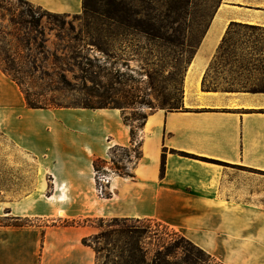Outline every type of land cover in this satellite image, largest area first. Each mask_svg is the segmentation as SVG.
Here are the masks:
<instances>
[{"label":"crops","instance_id":"crops-1","mask_svg":"<svg viewBox=\"0 0 264 264\" xmlns=\"http://www.w3.org/2000/svg\"><path fill=\"white\" fill-rule=\"evenodd\" d=\"M27 1L83 11V0ZM219 58L223 74L264 75V0L219 1L186 73L182 107L147 115L133 175L114 173L109 196L97 191L94 160L131 145L122 110L29 107L0 68V129L14 143L6 166L19 174L0 187V218L23 221L0 222V264H95L84 242L98 232L91 219L115 217L158 221L223 264H264V86L212 82Z\"/></svg>","mask_w":264,"mask_h":264},{"label":"rangeland","instance_id":"rangeland-1","mask_svg":"<svg viewBox=\"0 0 264 264\" xmlns=\"http://www.w3.org/2000/svg\"><path fill=\"white\" fill-rule=\"evenodd\" d=\"M120 1V0H119ZM132 8L133 19H144L150 6H156L165 22L163 38L149 44L145 37L119 36L110 48L109 64L125 72V77L132 78L139 88L140 104L135 108L126 107L124 113L132 118L135 113L147 115L158 109L171 110L181 108L186 73L201 42L213 12L220 0H127ZM0 23L9 31L7 37L10 44H6L10 52L17 58L16 73L22 81L19 85L23 96H29L34 102L55 108L61 105L65 108H77L84 100L90 99V89L99 88L97 83L88 78L90 68L88 58L106 59V54L93 48L90 43L93 30L90 21L95 16H87L83 11L79 14L55 13L26 0H0ZM22 9L30 10L36 17L42 19V29L45 35H39L37 42L24 46L20 50L16 47L14 37L15 28L11 23V14H19ZM233 33H257L263 31L246 27L233 26ZM256 35V34H255ZM236 42V40H235ZM1 44V43H0ZM3 44V43H2ZM237 46H235L236 48ZM219 58L213 64L210 73L212 82L223 84L227 78L233 83L247 86H264L262 72H253L242 76L223 74ZM238 68H235L237 70ZM7 74V73H6ZM11 77V75L7 74ZM12 78V77H11ZM233 79V81H232ZM101 89V88H99ZM102 90V89H101ZM27 103V102H26ZM0 129V187L12 186L15 173L12 167L6 166L8 159L13 158V140ZM112 155V153H111ZM111 155L109 162L104 165L107 176L116 172ZM116 160L122 159L128 166V161L122 150L113 153ZM41 174V170H40ZM105 186L104 194L110 192V184L102 181ZM108 184V185H106ZM51 187L49 185V191ZM113 218L91 219V223L98 227V232L107 229L111 233L109 243L101 239L100 245L107 246L109 258L96 259L95 264H126L124 258L129 254L130 242L137 243L147 251L149 264H223L210 256L204 249L196 246L179 231L159 224L150 219H131L125 221ZM3 223L16 221L0 218ZM97 232V233H98ZM163 253L157 258L158 250ZM140 254V252H139Z\"/></svg>","mask_w":264,"mask_h":264},{"label":"trees","instance_id":"trees-1","mask_svg":"<svg viewBox=\"0 0 264 264\" xmlns=\"http://www.w3.org/2000/svg\"><path fill=\"white\" fill-rule=\"evenodd\" d=\"M0 7H3L2 2H0ZM131 11L132 8L127 0H83V13L87 16H97L95 20L89 22L93 30V37L90 43L93 45V48L102 50L107 57L104 61L100 58H88L90 68L87 70V76L90 80L97 83V86L102 90L97 87L90 89V99L84 100L79 105L87 108L116 107L122 110L124 121L131 125V145H115L110 148V155L112 153L111 161L115 165L116 172L121 175L130 176L133 175V173L130 171L128 164L124 163L121 158L116 160L113 153L122 150L125 156H127V160L132 161L131 163H136L139 160L142 155V139L139 130L143 127L147 114L135 113L132 120L136 121L137 124L134 125L131 122V118L124 113L126 107L135 108L134 105L140 104L142 100H140L139 88L133 83L132 78L125 77V72H122L119 68H115L113 63L109 64L108 58L111 56L109 47L119 36L128 37L130 35H141L145 37L149 44H154L156 40H160L164 37L163 31L166 27L163 20L164 17L158 12L156 6H150L148 8V13L144 19H133L131 17ZM10 19L15 28L13 38H15L16 47L19 50L24 46L29 47L32 45L33 41L37 42L39 35H45V31L42 29V19L36 17L30 10L22 9L19 14L12 13ZM9 34L11 35L0 23V68L5 73L11 75L12 79L19 85H22V81L16 73L17 69H15L17 65L16 52H10V49L6 46V44H10V39L7 37ZM25 99L29 107H47L34 102L28 95L25 96ZM55 107L63 106L55 105ZM176 109H179V107L175 106V109L171 110ZM108 162L109 161L104 158H96L94 160L96 183L98 186L100 184L98 173L106 172L104 165ZM109 195L110 192H108L107 196ZM119 219L128 221L134 218L115 217L112 221H118ZM101 220L104 221V218H101ZM21 222L23 221L16 220L15 224H20ZM65 223L70 222L65 221ZM159 224L161 223L159 222ZM110 238L111 233L105 228L98 233L85 237L84 242L95 249L97 260L101 257L107 259L109 258V253H105L104 255V252H108L107 246H102L99 243L101 239H105L107 243H109ZM129 244V254L124 258L125 263L149 264L147 251H143V248L135 242H130ZM162 253L163 252L159 249L156 257L158 258Z\"/></svg>","mask_w":264,"mask_h":264},{"label":"built area","instance_id":"built-area-1","mask_svg":"<svg viewBox=\"0 0 264 264\" xmlns=\"http://www.w3.org/2000/svg\"><path fill=\"white\" fill-rule=\"evenodd\" d=\"M95 178H96V172H95ZM98 178L100 180V184L98 186L97 183H96V185H97V191H98V193L100 195H105L104 194L105 193L104 190H105V187H107V186H105L104 184H102V181L105 180L107 183H109L110 176H107L106 172H99L98 173ZM106 185H108V184H106Z\"/></svg>","mask_w":264,"mask_h":264}]
</instances>
